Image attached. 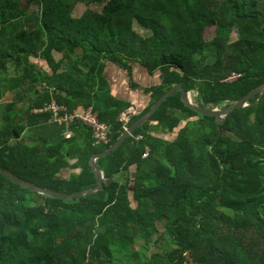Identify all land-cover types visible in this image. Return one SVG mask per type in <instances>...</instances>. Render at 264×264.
<instances>
[{
	"label": "trees",
	"instance_id": "1",
	"mask_svg": "<svg viewBox=\"0 0 264 264\" xmlns=\"http://www.w3.org/2000/svg\"><path fill=\"white\" fill-rule=\"evenodd\" d=\"M76 3L86 6L78 17ZM108 61L130 75L134 62L159 74L143 90L148 106L128 121L133 105L104 92ZM178 84L198 105L221 109L264 84V0H0V105L12 99L0 108V168L26 182L63 195L96 188L92 154ZM258 99L217 124L172 94L97 160L104 190L73 202L0 176V264H264ZM50 101L91 107L109 141L80 122L67 138L64 125L33 111ZM143 245L156 248L142 254Z\"/></svg>",
	"mask_w": 264,
	"mask_h": 264
},
{
	"label": "water",
	"instance_id": "2",
	"mask_svg": "<svg viewBox=\"0 0 264 264\" xmlns=\"http://www.w3.org/2000/svg\"><path fill=\"white\" fill-rule=\"evenodd\" d=\"M176 92H181L182 101L188 108L194 110L200 115L214 117L217 124H223L226 121L227 117L233 111L238 110V109H243L249 106V101L257 94H259V99L257 100V102H259V100L264 96V84H261L260 86L255 88L250 94H248L241 100L235 102L231 107L224 108V109H221L218 107L217 108H204L198 105L193 100L191 93L185 90L183 84H178L172 87L153 105V107L146 114H144L142 117L136 120L135 123H133L129 128H127L124 135L114 145H112L110 148H108L107 150H104L101 153L92 154V156L89 159V167L91 171H93L95 178L97 180V184H98L97 187L94 189L80 191L72 195H63V194L54 193L52 191L37 187L36 185L26 182L17 176H14L10 173L5 172L1 168H0V176L7 178L14 184L20 186L22 189H27L31 191L32 193H37L39 195L47 196L53 199H63L67 202H73L76 198L95 195L98 192H101L104 190V187H103L104 175L98 169L97 160L101 157L111 154L112 152L117 150L119 147H121L122 144L134 133V131L141 125L145 124L148 121V119L154 114V112L161 106V104L169 96H171L172 94ZM57 93H59V90H57ZM15 136L19 137V135L16 133H15Z\"/></svg>",
	"mask_w": 264,
	"mask_h": 264
},
{
	"label": "crops",
	"instance_id": "3",
	"mask_svg": "<svg viewBox=\"0 0 264 264\" xmlns=\"http://www.w3.org/2000/svg\"><path fill=\"white\" fill-rule=\"evenodd\" d=\"M54 56L56 59H60L62 54L54 51ZM37 60L36 62L38 64V68L42 72L52 73L45 59L40 58L39 62ZM65 70L66 63L62 65V68L59 71L62 72ZM132 70V74L130 75L128 70L119 67L116 63L108 61L106 68H104L102 73L103 78L106 79L107 87H104V92H109L117 99L129 102L133 105V109L128 111V115L126 117L127 121L148 106L150 96L146 95L143 90L157 85L160 81L158 73L150 74L137 62L133 63ZM41 89L42 88H39V90ZM63 96H66V93H63Z\"/></svg>",
	"mask_w": 264,
	"mask_h": 264
},
{
	"label": "built area",
	"instance_id": "4",
	"mask_svg": "<svg viewBox=\"0 0 264 264\" xmlns=\"http://www.w3.org/2000/svg\"><path fill=\"white\" fill-rule=\"evenodd\" d=\"M238 77L239 74L233 73L227 80H235ZM33 111L37 114H49L51 116L49 119L51 123L64 125L66 127L64 134L67 138L71 136V132L68 128L73 123L80 122L91 129L93 138L96 139L97 142L109 141L110 127L99 120L98 114H96L91 107L69 111L66 106L56 101H50L38 108H34Z\"/></svg>",
	"mask_w": 264,
	"mask_h": 264
},
{
	"label": "rangeland",
	"instance_id": "5",
	"mask_svg": "<svg viewBox=\"0 0 264 264\" xmlns=\"http://www.w3.org/2000/svg\"><path fill=\"white\" fill-rule=\"evenodd\" d=\"M89 7L92 8V9H94V10H96V11H99L101 5H98L96 3H90L89 4ZM85 8H86V6L83 3H76L74 5V7H73V12H72L73 16H75V17L80 16L81 13L85 10ZM136 28H137V31H139L143 36L149 35V33L147 31L141 29L139 26L136 25ZM231 37H232V40L237 39V33L236 32H233ZM207 38L209 39L210 36H208ZM37 61L39 62V59ZM11 100L12 99L10 97L6 96L4 98V100L1 102L0 108L1 109L4 108L5 105L8 104V103H10ZM155 248L156 247L153 246V245H148V248L147 247H144V245H143V246H140L139 247V250H141L140 253H142V254H149L150 252H152L153 250H155Z\"/></svg>",
	"mask_w": 264,
	"mask_h": 264
}]
</instances>
